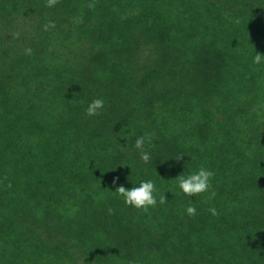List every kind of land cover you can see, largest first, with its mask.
<instances>
[{
    "label": "trees",
    "instance_id": "16d2710c",
    "mask_svg": "<svg viewBox=\"0 0 264 264\" xmlns=\"http://www.w3.org/2000/svg\"><path fill=\"white\" fill-rule=\"evenodd\" d=\"M256 52L264 0H0V264H264ZM200 165L189 216L173 179ZM117 177L167 200L125 205Z\"/></svg>",
    "mask_w": 264,
    "mask_h": 264
},
{
    "label": "clouds",
    "instance_id": "9594fccd",
    "mask_svg": "<svg viewBox=\"0 0 264 264\" xmlns=\"http://www.w3.org/2000/svg\"><path fill=\"white\" fill-rule=\"evenodd\" d=\"M53 2L54 0H49L50 4ZM50 26L54 27V23L51 21L44 25L45 30ZM252 63L256 65H264V54L256 52L252 57ZM104 107L105 101L101 98H95L87 102L85 113L89 117H94L99 115L104 110ZM150 141L151 136L149 133L137 136L135 139L134 147L138 150L139 158L144 163H148L151 160V153L145 150L146 142L150 143ZM181 157H183V155L178 154L174 158L179 161ZM214 177L215 172L213 169L205 165H200L193 170L187 172L184 171L173 179L179 189L178 194H183L190 201L185 208V212L189 216L195 215L197 211L193 197L197 199H211L216 195L213 190ZM118 180V177L113 179V185H115V188L111 191L121 197L125 205L147 212L150 208L155 207L158 202L163 204L167 200L165 194L159 195V200L157 199L158 189L152 179H143L140 180L139 183L131 182V187H126L124 183H118ZM109 211H111L110 208ZM208 211L213 215L217 214L215 207L209 208Z\"/></svg>",
    "mask_w": 264,
    "mask_h": 264
}]
</instances>
